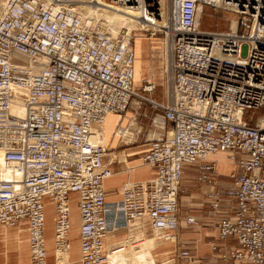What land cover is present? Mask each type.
Here are the masks:
<instances>
[{"label":"built area","instance_id":"1","mask_svg":"<svg viewBox=\"0 0 264 264\" xmlns=\"http://www.w3.org/2000/svg\"><path fill=\"white\" fill-rule=\"evenodd\" d=\"M0 3V225L28 221L30 264H46L45 197L54 204L56 253L70 252V196L77 193L81 264H109L110 253L147 242V230L179 229L181 184L194 164L213 209L223 198L230 201L217 231L239 249L222 258L264 264V114L255 125L246 120L248 111L264 110V0ZM78 4L138 11L146 24L131 37L111 27L99 31L85 22ZM207 11L234 17L236 27L232 19L228 29H203ZM134 33L163 41L166 103L148 95L156 90L151 81L134 87ZM133 101L149 104L171 131H162L144 156L157 177L126 183L122 198L108 202L110 151L93 143V131ZM219 153L239 168L225 191L213 189L221 174L210 159ZM187 223L197 221L188 217ZM123 230L125 241L108 247V235ZM179 256L196 262L189 250Z\"/></svg>","mask_w":264,"mask_h":264},{"label":"crops","instance_id":"2","mask_svg":"<svg viewBox=\"0 0 264 264\" xmlns=\"http://www.w3.org/2000/svg\"><path fill=\"white\" fill-rule=\"evenodd\" d=\"M138 37L143 38V33H134V40ZM143 39L149 40L148 38ZM144 79L142 78L139 85L135 87L137 90L141 89ZM143 106H146V104H139L133 101L131 108L126 113L123 115L109 114L102 125L101 131L104 132L105 136L103 147L110 151L106 158V164L113 171V176L104 182L108 202L117 201L122 198L120 192L126 183L148 181L156 178L158 175L157 167L146 164L144 156L150 151L151 143L159 139L160 133L166 130L168 122L162 117L155 118L154 121L151 118L152 132L146 140H143L144 142L141 141V143H138L139 140L128 141L127 139L129 134L134 131L133 128L142 124L141 117L150 118V111L147 107ZM110 118L117 120L111 133H109L107 128ZM210 160L218 162L221 174L218 177H214L216 184L213 189L225 191L231 184L229 175L233 172H238L239 168L230 161L229 155L226 153L213 155ZM141 170L145 171L146 174L143 176H135L136 172ZM199 170V164L185 168L178 199L179 229L172 233L175 236V241L172 243H160L157 246L158 248L156 247L153 250V254L156 258H169L172 264H247L246 262H240L235 259L225 261L222 258L224 253L239 249L234 238L230 237L222 240L217 231V222L231 210L230 201L223 198L219 201L216 210L213 209L209 203V199L203 193L205 188L196 179V173ZM114 180H117L118 183L112 186ZM73 198L78 206L79 195L77 193L71 194L70 205ZM44 205L45 242L48 251L46 264H62L58 260L63 261L64 259L67 263L63 264H81L80 231L78 230L74 241L72 223L69 238L70 252L64 259L63 257H56L54 246V204L49 197H45ZM50 206H52V210H50ZM188 217H194L197 224L189 225L187 223ZM50 218H52L51 229L48 225ZM28 225L29 223L26 220L19 221L14 226L0 225V264H30ZM49 233L51 234L49 235ZM126 237V230L110 234L108 235L106 244L107 246L115 245L124 241ZM183 249L190 251L191 256L196 261L195 263H191L188 259L179 256Z\"/></svg>","mask_w":264,"mask_h":264},{"label":"rangeland","instance_id":"3","mask_svg":"<svg viewBox=\"0 0 264 264\" xmlns=\"http://www.w3.org/2000/svg\"><path fill=\"white\" fill-rule=\"evenodd\" d=\"M115 12V11H114ZM234 19V17L230 15H226L222 12H212V11H207V13L203 17V22H202V28L203 29H208V30H224L228 29L229 25L228 23ZM112 31L113 30V26ZM121 28V31H124L128 28ZM133 28L132 30H134ZM120 31V30H119ZM143 38H148L149 40L143 39L138 37L135 39V50H136V55H137V62H136V80H135V86L137 87L139 83L141 82L142 78H145L144 81L142 82V86L144 85L145 81H151L156 85V90L152 94H148L150 97H152L154 100H157L158 102L161 103H166L167 101V90H168V77H167V72H166V65H165V59H164V45L161 37H153L149 36L148 33H143ZM153 39V40H152ZM156 39V40H155ZM156 76V77H152ZM141 86V88H142ZM141 104H146L148 110L150 111V118H143L141 117V122L139 126L142 127V132L139 135V141L138 143H141V141L146 140L148 135L152 132V121L151 118H153V121L157 117V112L153 111V109L149 106L147 103H141ZM160 114V113H159ZM264 114V110H259V111H248L246 114V120L251 124L255 125L256 121L259 117H261ZM117 120L114 118H110L108 120V131L111 133L115 122ZM110 129V130H109ZM134 131H132L129 134V137L127 138L128 141L135 140L136 134H137V127L133 128ZM171 131V126L168 123L166 125V130L164 132H170ZM120 136V135H118ZM131 138V139H130ZM157 138V135H156ZM144 142V141H143ZM107 143V142H106ZM146 172L141 170L136 172L135 176H143L145 175ZM196 179L198 180V173H196ZM116 183H118L117 180H114L112 183V186H114ZM201 184V183H200ZM203 188V193L206 191V186L201 184ZM50 210H52V206H50ZM71 223H72V231H73V239L75 241L76 235L79 230L80 226V217H79V210L78 206L75 202V199L73 198V201L71 203ZM48 225L51 229L52 225V218L48 220ZM51 233H49L50 235ZM151 238H156L157 237L149 230L148 232V239ZM158 240H160L158 238ZM162 244V243H161ZM132 256V255H131ZM130 259V256H126ZM155 258V262L157 264H172L171 260L166 257H158ZM163 258V259H162ZM126 259V258H124ZM127 261V260H126ZM130 263V262H129ZM128 261L126 264H129Z\"/></svg>","mask_w":264,"mask_h":264},{"label":"bare ground","instance_id":"4","mask_svg":"<svg viewBox=\"0 0 264 264\" xmlns=\"http://www.w3.org/2000/svg\"><path fill=\"white\" fill-rule=\"evenodd\" d=\"M76 7H77V11L82 15L85 22L90 23L91 25L93 24V26H95V29L99 31L113 26L114 33L116 34L117 32L121 31V28L126 27L128 29L125 28L126 30H124V32H126L128 36L130 35L133 36L132 34L133 28L136 29L138 28V26H140V24L141 25H143L144 23L146 24L145 17L138 11H131V10L117 11V10H112V9H109V8H106L100 5H90V4H78ZM2 9H3V6L0 3V14L2 13ZM139 18L140 20H138ZM99 21H102V23L100 25H97ZM233 22H234L233 28H235L236 27L235 18L233 19ZM135 42L136 41L134 40V43ZM23 60L28 61L24 57H23ZM135 80H136V63H135ZM134 87H136L135 83H134ZM17 111L21 112L20 109H17ZM101 129H102V126L96 127L94 129L92 141L95 144H99L103 146L105 142V136H104V132L101 131ZM147 233H148V230H147ZM153 234L157 237V239L156 238H151L148 240L146 239L147 242L143 243L139 247L131 248L130 246H128L124 252L116 253V254L110 253L109 254V264H126L127 261L128 263L130 262L129 264H157L155 262L153 250H155V248L158 245H160V243H169V242L172 243L173 241H175V236L172 233H163V232H153ZM158 238L160 240H158ZM124 241L120 243H123ZM120 243H117V244H120ZM115 245L112 244L111 246H108V247L111 248L112 246H115ZM55 255L56 257H60L56 253V251H55ZM126 256H130V259ZM61 257H63L64 259L65 256H61ZM58 261L61 262L62 264L67 263L65 259L63 261H60V260ZM166 264H169V263H166Z\"/></svg>","mask_w":264,"mask_h":264}]
</instances>
